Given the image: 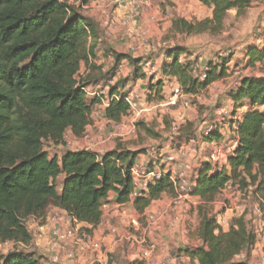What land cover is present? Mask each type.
Instances as JSON below:
<instances>
[{
	"label": "trees",
	"instance_id": "16d2710c",
	"mask_svg": "<svg viewBox=\"0 0 264 264\" xmlns=\"http://www.w3.org/2000/svg\"><path fill=\"white\" fill-rule=\"evenodd\" d=\"M92 1L98 0H82L85 5ZM199 2L212 10V18L200 22L176 19L173 32L187 36L219 35L230 11L240 14L250 6V0ZM97 37L96 26L64 0H0V245L30 244L32 236L27 220L41 218L51 204L78 223L97 226L111 194L117 204L131 200L130 169L142 152L121 148L99 156L88 150H67L51 156L44 149L45 143L62 144L69 130L78 138L84 135L91 123L94 104L99 102L90 103L86 89L115 78L121 61L127 59L135 68L136 80L146 78L141 59L115 53V66L103 72V66L93 62ZM183 55L191 57L185 47L167 50L170 62L163 72L177 79L183 92L191 95L223 79L231 61L209 63L207 78L202 81L193 72L194 62L180 63ZM247 58L252 65L264 62V44L250 48ZM83 63L91 72L79 78ZM125 82H117L111 94H117ZM160 92L161 88L156 89L157 98ZM230 98L234 118L238 110L249 105L236 122L238 145L228 159L231 171L213 169L205 163L191 191L192 196L203 202L197 229L202 245L182 252L197 258L200 264H249L256 245L257 237L246 214L234 218L225 231L208 210L229 184H239L243 190L255 187L253 194L262 214L264 239V112L257 109L264 106V78H243ZM129 114L130 105L125 100L113 102L106 109V118L116 123ZM145 130L160 137L150 129ZM183 132L181 135L189 139L193 134L187 128ZM215 138L219 137L215 134L206 137L209 141ZM61 176L64 181L59 189ZM165 193H174L171 174L152 186L146 197L135 200L136 209L143 213ZM242 255L245 259L238 260ZM44 259L20 251L4 254L0 248V264H43Z\"/></svg>",
	"mask_w": 264,
	"mask_h": 264
},
{
	"label": "crops",
	"instance_id": "0c3cea01",
	"mask_svg": "<svg viewBox=\"0 0 264 264\" xmlns=\"http://www.w3.org/2000/svg\"><path fill=\"white\" fill-rule=\"evenodd\" d=\"M136 1L140 4L143 3L146 5V10L143 12V14H141L139 21L133 20L134 11L132 9L127 11L118 7V5L115 4V0L92 1V6L96 8V12H94L95 14H93V16L95 17V20L97 22L104 23L105 20L110 18L113 19V17L115 16V19H113L115 22V29L107 30L103 26V24H100L98 28L96 27L98 36V49L96 52V58L93 62L98 66H103V72H108L115 66V58L113 56L114 53L120 55H128L134 59H141V69L146 76L145 79L136 80L134 78L133 74L135 68L127 59L121 61V63L117 67L116 76L119 75V72H122L123 74H130L131 70H133V81H137L138 83H140V80H146V84H135V89L131 90L130 92L138 96L140 98V101L145 100L147 97L152 101H159L160 104L158 103V107H177L179 103H181V101H187L189 98L199 99V95L203 94L204 92H211L212 89L219 87V83L217 84L214 82L208 89L202 91L197 95L183 93V95L180 97L176 96L175 90L177 88H181L179 82L177 81V79L171 78L165 75L163 72L164 66L170 62V59L167 56V51L164 55H161L158 60L154 62L148 61L151 62L156 69L155 74H153L152 76L146 74V72L144 71L146 63L143 62L142 58L144 54H147L150 51V46H148L151 35L150 24L153 22L155 17L153 16V13L150 14V0ZM172 3L176 4L174 9L179 14H192L196 11L195 13H197L198 16H201L203 14L202 16H206V18L208 19L212 18V10L202 5L199 0H172ZM113 8H115L116 11L114 16L112 17L110 16V14ZM130 18L131 23L128 25L125 24V22ZM182 18L180 16L175 17V15H170V13L167 11L164 14V18H162L163 21H166V23L163 25L165 27L164 29H166L167 27V29L172 30L173 21ZM130 28H135L134 34L130 33ZM175 46L177 45L171 46L170 48H173ZM129 48L130 53L126 51ZM136 51L137 53H135ZM132 53L133 55H131ZM181 59H183L184 62H186L187 60L195 62L192 56L187 58L185 55H183ZM83 71L86 73V76L91 72L88 66L84 63L81 65L80 73L82 74ZM160 83H162L161 87L158 86ZM147 88H149L150 92L147 91ZM159 88H161V92L158 97L160 99H158L155 94L156 89L158 90ZM121 89H124L125 91L126 86L121 87ZM139 90L142 92V94L139 93ZM233 90L228 91L226 101V104L228 106L233 105V102L230 98V93ZM183 107L188 108V103H184ZM240 110H238V113H240ZM263 110L264 106L260 108V111L264 112ZM241 119L242 116L238 117L237 121ZM237 121L232 118V121L229 122V125L227 127V125H222V122L226 121H223L221 117H216V122H221V124H219L220 127L222 125L221 129H218V133L215 134V136H218L219 138H215L213 139V141H209L206 139L207 136H204V140L200 145L201 148L199 152L192 151L191 149L192 147L200 143V136L197 137L195 135L193 136L192 134L191 138L197 137L198 142L196 144H190L189 140L191 138L189 139L188 136L181 135L182 133H185L183 132V130H185L187 125L183 127L182 132L180 133L181 141H179L178 149L176 148L177 146H175L171 149V151H168L167 149H161L160 151V153L166 152V155L175 154L174 156L176 157V163L173 169V175L176 178L181 174L185 175L186 177H188V175H191L189 176V183L192 188H194L196 186L198 171L202 168L203 164L209 163L213 167V169H216L215 164L211 162L210 157L209 160L206 158L202 159V151L206 147L215 146L216 140H222L221 137H225V133L228 131V129H230L233 136V141L231 143V146L228 147L229 150L226 153L227 156H225L227 158V170L230 172L231 167L229 165L228 159L233 154L238 145L236 134ZM127 122L128 116L125 117L121 123H116L108 120L106 118L105 107L102 106L99 102L95 103L91 116V123L85 130V133L90 134V140L87 141L83 136L78 138L73 134L71 130H69L67 132L68 136L72 138L75 137V140H77L76 144H78V149L73 150L72 148V150L70 151L76 152L82 150H93V152L103 155L107 152L122 148L127 149L131 152H139L140 148H136L133 145L130 148L126 144L127 139H125V136L128 129L126 125ZM191 123L193 122H189V124ZM160 137H158V139ZM56 147L61 148L60 146ZM66 150L67 149H64L62 154ZM181 151H187V154L182 155ZM213 152L210 154V156L213 154ZM152 153H141L133 161V164L153 162L155 160V152ZM181 157L183 158L182 160L179 159ZM199 159H201V162L200 165H197ZM59 181L61 182L59 186L60 189L64 181V176H61L58 179V182ZM232 187L234 186L232 184H229L222 193L225 194ZM173 196L174 193L163 194L160 199L153 201L151 205L146 208L143 213H141L135 207V200L131 199L129 203L121 205L116 203L115 195L111 194L106 203V205L108 206V212L103 215L101 223L99 225L93 226L84 223L77 224V227L82 230V233H85L89 236L88 242L83 243L77 247L74 245H70L64 249H59L56 251V254L59 255L63 260H65L67 254L71 253L74 250L77 251L81 249L84 255L81 264H200L197 258H192L182 251L186 248H197L202 245V242L197 235L198 225L196 224L195 218L197 215V208L202 205L203 202L199 197L192 196L189 198L187 203L179 208L177 213L173 214L170 213ZM54 211L57 212V215L55 217H58L62 214L65 215V211L59 209L58 207H55ZM155 211L169 212L170 215L164 220L161 228L158 231V240L156 242L155 251L149 253L146 247L140 245L137 236L140 235V240L143 236L141 221L144 215ZM46 216L48 217L47 224L40 225V223H38L36 226L37 229L42 231L44 234L43 239L40 243L42 251L45 253H49L50 251L53 252L50 246V234L55 227V217H51L50 214H46ZM225 216L228 218V223L224 219L225 225L223 229L227 231L232 222V218H230L228 214H226ZM174 219H177V221L175 223H172ZM137 221L140 223V226L137 225ZM132 223H135V225H133ZM111 228L115 229L114 233L111 232ZM132 233L135 235H133ZM131 239L133 240L132 242ZM95 245H97L98 248L96 250H93V246ZM263 248L264 244H262L261 246H258V244L255 245L251 253L249 264H257V257L261 259V257L264 256ZM239 259H245V255L240 256ZM261 261L264 264V261L262 259ZM64 262L65 264H74L72 261L68 260H65Z\"/></svg>",
	"mask_w": 264,
	"mask_h": 264
},
{
	"label": "rangeland",
	"instance_id": "374dc122",
	"mask_svg": "<svg viewBox=\"0 0 264 264\" xmlns=\"http://www.w3.org/2000/svg\"><path fill=\"white\" fill-rule=\"evenodd\" d=\"M64 1L73 8H76L82 16L89 19V21L97 28L100 24H103L102 22H97L95 20L93 14H95L94 12H96V8L92 6V2H89L85 5L82 0ZM115 2L118 7L127 11L131 10L129 2H127V5L123 3V0H115ZM150 2V14L153 13L155 18L150 24L151 35L148 45L150 46V51L149 53L143 55L142 59L144 63L158 60L161 55H164L166 51L174 45L186 47L190 51L191 56L195 61L194 63L200 68H207L209 63H219L223 59H228L231 61L228 64L226 76L223 79L215 82L217 84L219 83V87L212 89L211 92H204L203 94L199 95V99L189 98L187 101H181L177 107H158V103L160 104V102L157 100L152 101L148 97L145 100H139V108L145 111L137 119L134 118L133 115L128 116V122L126 123L128 129L125 136V139H127L126 144L130 148L132 145L136 148H140L139 152L142 153L155 152L154 157L156 158L157 155L160 154L161 149H167L168 151H171V149L175 146H177L176 148L178 149L179 141H181L180 133L182 132V128L187 125L186 128L188 130L191 129L193 136H200V143L191 149L192 151L199 152L201 148L200 145L204 140V133L210 126L217 124V129L215 132L216 134L218 133V129H221L222 125H227L228 127L229 122H231L232 118H234V104L230 106L226 104L228 91L233 89L235 90L241 80L245 77L264 78V62H258L255 65H252L249 63L250 60L247 58V53L250 48L262 47L264 44V0H250V6H248L244 12L240 14H238L236 10L230 11L225 20L224 31L221 34L214 36L209 34L182 36L179 33H174L172 30L167 29V27L164 29L165 27L163 25L166 23V21H163L162 18H164V14L167 11L170 13V15H175V17L180 16L181 18L183 17L182 19H185L189 22H200L208 18H206V16H202L203 14L198 16L197 13H195L196 11L192 14H179L174 9L176 4L172 3V0H150ZM115 11L116 9L113 8L111 10L110 16L113 17ZM133 17L134 21H139L141 15H133ZM110 19H115V16L113 19ZM126 51L130 53V48ZM135 53H137V51ZM131 55H133V53ZM132 71L133 70H131L130 74H123L122 72H119V75L114 79L116 83L124 80L127 82L122 86H126L125 92L134 90L135 84H146V80H140V83L137 81L134 82L132 78ZM85 76L86 73L83 71L80 77ZM109 80L111 79L103 80L98 83L99 85H90L88 88L93 89L97 86H105ZM147 91L150 92L149 88H147ZM139 93L142 94L140 90ZM184 103H188L189 107L184 108ZM223 108H226V110L229 112V116L225 120L226 122H222L220 127L219 124H221V122H216V117H220L219 111ZM260 108H262V106L257 107L258 110H260ZM248 109L249 105L246 104L234 119L237 121V118L243 116L248 111ZM189 122L193 123L189 124ZM134 127L136 130L134 133H131V130ZM145 129H150L154 133L159 134L161 137L159 139L158 137H153L149 135ZM221 138L222 140H216L215 146L206 147L202 151V159L206 158L209 160L210 154L214 150H219L224 156H227L226 153L229 150L228 147L231 146L233 141V136L230 129H228V131L225 133V137L222 136ZM71 139H73V146L70 148H66L64 146L58 148L52 143H45L44 149L45 151L49 152L51 156L62 155L64 149L69 151L72 150V148L73 150L78 149V144H76L77 140H75L76 138L73 137ZM163 154L166 155L167 153L165 152ZM184 154H187V151L182 153V155ZM179 159L182 160L183 158L181 157ZM200 162L201 159H199L197 165H200ZM189 176L191 175H188V181H190ZM60 184L61 182L59 181L58 186H60ZM233 186L234 187L229 189V191H227L225 194L221 193L215 202L208 206V210L212 215L216 216L218 221L221 223H224V219L228 223V218L225 216L226 214H228L232 220L234 218L241 217L243 214H246L249 227L256 234V244L261 246L264 244L262 232L263 224L261 221L262 214L256 209L259 208V203L253 194L255 187L251 186L246 190H243L240 188L239 184H235ZM55 207L56 206L54 204H51L45 215L42 216V219L40 220L33 221L34 218L27 220V228L33 237L34 233L38 230L36 226L38 223H40V225L47 224L48 217L46 214H50L51 217H55L57 215V212L54 211ZM199 207L197 208V215L195 218L198 227L200 224ZM141 222L144 224L145 220L142 219ZM137 238L140 240V235L137 236ZM155 238L154 240L157 242L158 237ZM132 241L133 240L131 239V242ZM4 245L5 243L1 244L2 252L4 254L11 252L12 248ZM19 249L20 252L35 253L37 256L44 257L45 259L43 264H50V260L48 259L49 253L43 252L41 246H37L35 243L29 248L21 247ZM45 261L46 263H44ZM256 261L257 264H263L259 257H257Z\"/></svg>",
	"mask_w": 264,
	"mask_h": 264
},
{
	"label": "built area",
	"instance_id": "2783aa9c",
	"mask_svg": "<svg viewBox=\"0 0 264 264\" xmlns=\"http://www.w3.org/2000/svg\"><path fill=\"white\" fill-rule=\"evenodd\" d=\"M131 6V9L134 11L135 16H140L146 10L145 4H140L136 0H123V3ZM134 18V17H133ZM134 20V19H133ZM131 18L125 22V24H130ZM103 26L107 29H115V22L111 19H107L104 21ZM130 33L134 34L135 28H130ZM180 63H185L183 59L180 58ZM155 66L151 62H147L145 64L144 71L147 75L152 76L155 74ZM193 72L195 75L199 76V78L204 81L207 78V68H200L197 64L193 65ZM81 73H79V78ZM115 78L109 80L107 85L105 86H98L97 88L89 89L87 87V99L90 103L93 101H99V103L107 109L113 102H117L120 100H125L130 105V115H133L134 118H139L141 114L145 111L140 109L138 106V102L140 98L136 96L134 93L125 92L124 90L120 89L117 94H111V88L116 85L114 81ZM183 90L181 88H177L175 90L176 96H182ZM220 117L225 121L228 116L229 112L226 108H223L219 112ZM135 121V120H134ZM217 129V124H213L210 126L206 132L204 133L205 136H210L215 134ZM136 128L132 129V133H134ZM84 139L90 140V134L84 133ZM70 136L66 133L63 139L62 144L59 146H64L66 148H70L73 146V139H69ZM198 142L197 137L191 138L189 140L190 144H196ZM93 152V150H88ZM96 153V152H94ZM183 153V151H181ZM99 156L102 154L96 153ZM158 158V159H157ZM211 162L215 164L217 169H228V165L226 163L227 158L219 151L216 150L210 156ZM176 163V157L174 155H165L160 153L157 155L155 160L151 163H138L133 164L130 169V174L133 181V192L131 194V199L137 200L139 198L146 197L149 193V189L152 186H155L158 181H160L165 175L171 174V181L174 186V196L172 199V204L170 207V213H177L179 208L183 206L190 197H192V186L190 185L187 177L183 174L179 175L177 178L173 175V169ZM257 211H260L259 208H256ZM103 215L108 212V206L105 204L102 208ZM169 212L165 211H155L151 212L147 215H144L143 219L145 220L144 224H141V229L143 230V236L141 240H139L140 245L147 248L149 253H152L156 249V240L155 237L158 235V231L161 228L164 220L169 216ZM34 220H40L42 218L33 217ZM55 227L50 234V246L53 252H49L48 259L50 260V264H65V260L72 261L74 264H81L82 258L84 257L81 249L77 251H72L71 253L66 255V259L63 260L59 255L56 254V251L59 249H64L67 246L74 245L80 246L83 243L88 242V235L82 233V230L77 227L79 224L74 218L70 217L66 212L65 215H60L55 217ZM177 219H174L172 223H175ZM220 226L224 227L220 221H218ZM135 225V223H132ZM26 225L28 226L27 222ZM137 225L140 226V223L137 221ZM30 232V231H29ZM111 232H115L114 228H111ZM31 234V232H30ZM32 236V242L30 244H21L15 242H7L4 246H9L12 248L11 252L13 251H20L19 248H29L32 244H36L40 246V243L43 239V232L39 229L34 233V237ZM156 239V238H155ZM1 248V245H0ZM98 248L97 245L93 246V250ZM264 261V256L261 257ZM94 264V263H90Z\"/></svg>",
	"mask_w": 264,
	"mask_h": 264
}]
</instances>
